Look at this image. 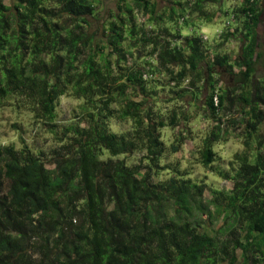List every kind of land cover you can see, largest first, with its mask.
<instances>
[{"label": "trees", "instance_id": "1", "mask_svg": "<svg viewBox=\"0 0 264 264\" xmlns=\"http://www.w3.org/2000/svg\"><path fill=\"white\" fill-rule=\"evenodd\" d=\"M222 1L116 0L102 15L101 0H0V106L27 109L56 141L46 153L0 144V264H264L263 6ZM224 17L215 47L239 41L233 59L201 34ZM165 88L185 105L161 112ZM62 96L82 100L77 121H58ZM194 101L212 124L202 166L242 125L244 148L218 172L231 186L209 197L160 163L193 137ZM112 118L129 128L113 131Z\"/></svg>", "mask_w": 264, "mask_h": 264}, {"label": "rangeland", "instance_id": "2", "mask_svg": "<svg viewBox=\"0 0 264 264\" xmlns=\"http://www.w3.org/2000/svg\"><path fill=\"white\" fill-rule=\"evenodd\" d=\"M7 2V0H5ZM159 7L170 5V0H156ZM222 5L226 8L231 9L235 6L239 0H223ZM261 5L263 6V11L261 13V22L258 26V36L260 42L259 50L264 53V0H260ZM259 2V3H260ZM98 6V11L102 15H107V12L110 9H113L116 5V0H101V3ZM213 6L208 4L207 9L209 11L213 10ZM141 20L142 17L140 16ZM227 18L224 17L221 20L217 19L215 23H209L206 25V41L210 46L214 45L212 52L218 53H227L233 59L239 50V41L235 42V39H231L219 47L215 45L221 41L220 36L215 35V29L220 28L223 22H226ZM236 22V21H235ZM234 22V24H235ZM98 23H95L97 25ZM225 24V23H224ZM99 25V24H98ZM151 26H149L150 28ZM232 27V26H231ZM183 32L186 29H182ZM256 74H264V63L263 65L258 64L256 66ZM163 78L166 76H162ZM232 80V79H231ZM227 81V77H223L222 84ZM162 87H158L161 89ZM169 88H165L161 93L159 102L156 103V106L160 108L161 112L166 113L169 111L172 106L185 105V101L167 102ZM163 90V89H162ZM187 99V97L185 98ZM82 100L76 99L71 96H62L56 106V111L58 115V121L63 122H74L77 121V115L79 112V104ZM199 102L194 101V104L191 105V116L188 126L191 129V134L193 137L190 139L184 140L181 144L180 149L175 153L166 152L160 160L161 164L177 166L179 171L184 172V176L190 178L192 181L200 184L203 183L204 191L203 197H209L211 189H228L231 186V182L227 179H224L218 173L221 171H229L232 167V157L235 152L241 151L244 148L243 145V136L242 134V125L238 126L236 130L229 128V132L226 136H223L220 140L216 141L212 148L215 152V160L210 166L204 167L199 162V149L201 147V140L207 134L210 129L211 121L210 119L205 118L203 115L201 106ZM235 107H232L229 112H227V117H237L239 114ZM110 128L113 131H122L129 128L130 123L126 121H119L118 119L112 118L109 120ZM178 128L170 130L163 129L162 138L165 145H169L170 140L172 139L173 133L177 132ZM56 141L50 132H48L41 124L35 123L33 121L31 112L23 107L17 105H2L0 106V144H12L16 148L20 149L23 145H27L32 150L38 152H49V150L56 145ZM141 153H134L131 156L127 157L128 163L138 162ZM122 157V156H120ZM233 166H235L233 164ZM171 170V169H170ZM169 169L162 170L157 174L158 179H166L171 171Z\"/></svg>", "mask_w": 264, "mask_h": 264}, {"label": "built area", "instance_id": "3", "mask_svg": "<svg viewBox=\"0 0 264 264\" xmlns=\"http://www.w3.org/2000/svg\"><path fill=\"white\" fill-rule=\"evenodd\" d=\"M240 1L241 0H239L238 4L240 3ZM228 17H229V19H231L233 17V15L231 14ZM228 20L226 22H223L222 23V26H221L222 28L220 27L218 29V31H217V29H215V33H214L215 35L219 36L220 33H221V31H222V29H223V27L228 26V24H229ZM201 34H202L203 39H207V37H206V30L201 29ZM212 100H213V105L217 107V105H218V99H217V95L216 94L213 95Z\"/></svg>", "mask_w": 264, "mask_h": 264}, {"label": "crops", "instance_id": "4", "mask_svg": "<svg viewBox=\"0 0 264 264\" xmlns=\"http://www.w3.org/2000/svg\"><path fill=\"white\" fill-rule=\"evenodd\" d=\"M205 28H206V25L202 26V29L205 30ZM221 28H222V27H221ZM216 29H219V28H216ZM235 42H236V41H235Z\"/></svg>", "mask_w": 264, "mask_h": 264}, {"label": "clouds", "instance_id": "5", "mask_svg": "<svg viewBox=\"0 0 264 264\" xmlns=\"http://www.w3.org/2000/svg\"><path fill=\"white\" fill-rule=\"evenodd\" d=\"M217 31H218V29H217Z\"/></svg>", "mask_w": 264, "mask_h": 264}]
</instances>
